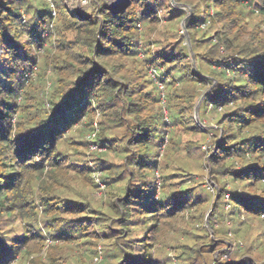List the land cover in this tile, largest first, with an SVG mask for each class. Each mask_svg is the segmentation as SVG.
Masks as SVG:
<instances>
[{"label": "trees", "instance_id": "16d2710c", "mask_svg": "<svg viewBox=\"0 0 264 264\" xmlns=\"http://www.w3.org/2000/svg\"><path fill=\"white\" fill-rule=\"evenodd\" d=\"M64 1L0 0V264H264V0Z\"/></svg>", "mask_w": 264, "mask_h": 264}, {"label": "rangeland", "instance_id": "374dc122", "mask_svg": "<svg viewBox=\"0 0 264 264\" xmlns=\"http://www.w3.org/2000/svg\"><path fill=\"white\" fill-rule=\"evenodd\" d=\"M48 1V0H47ZM82 1H85V3H81ZM49 2H50V7H51V4L53 5V0H49ZM65 2V4L67 5V7L70 9V11L72 12V14H78V15H80V16H91V15H98L97 14V10H98V7L101 5V4H107V5H111V6H115V5H117L119 2H121V0H65L64 1ZM52 8V7H51ZM53 10H54V5H53ZM35 72H36V70H35ZM35 72L33 73V75H32V81H36V75H35ZM48 84H49V82H48ZM47 84V85H48ZM46 88L48 89V87L46 86ZM197 105V104H196ZM196 107V106H195ZM194 107V108H195ZM68 137H72V135H69ZM187 138H189V137H187ZM187 138H185L184 140H186ZM77 140H79V139H77ZM92 146H94V145H88L87 146V150H86V156H88L87 158H86V160H87V165H88V167L89 168H91V169H93L94 168V163H93V161H92V159H91V156H90V153L91 152H93V150H95ZM96 175V174H95ZM96 177V176H95ZM208 180H210V175H209V178H208ZM98 181V179H96V182ZM100 186V188L98 189V191L96 190L95 192H94V195L93 196H95V198H97L98 200L99 199H102V200H104V192H103V186L102 185H99ZM210 214H211V210H208L207 211V213H206V215H205V222L206 221H208V219H209V216H210ZM207 219V220H206ZM46 243L47 244H49V241H46ZM46 244V245H47ZM45 245V246H46ZM45 252H46V247H44V250H43V252L42 253H39L38 254V258H41V259H45ZM222 253H223V251H222ZM221 253V251H219V252H217V253H215V257L216 258H218V256H219V254L221 255L222 254ZM220 259H222V260H225V259H227V257L226 256H222V258L220 257ZM15 264H20V263H15ZM94 264V263H93Z\"/></svg>", "mask_w": 264, "mask_h": 264}, {"label": "water", "instance_id": "95a60500", "mask_svg": "<svg viewBox=\"0 0 264 264\" xmlns=\"http://www.w3.org/2000/svg\"><path fill=\"white\" fill-rule=\"evenodd\" d=\"M129 5H130V0H121V2H119L117 5H115V6H111L110 5V6H111V8L114 10V12L116 14H122L123 12L126 11V9L129 7ZM73 16H75L76 18H82L83 17V16H80L78 14H73ZM181 24L183 26L184 25V21H182ZM206 93L203 96H201V98L199 99L196 107L194 108V118H195V120H196L198 125H200V121L198 119V109H199L200 103L202 102V100H203L204 96L206 95ZM206 222H208V221H206Z\"/></svg>", "mask_w": 264, "mask_h": 264}, {"label": "built area", "instance_id": "2783aa9c", "mask_svg": "<svg viewBox=\"0 0 264 264\" xmlns=\"http://www.w3.org/2000/svg\"><path fill=\"white\" fill-rule=\"evenodd\" d=\"M81 3L83 4V3H85V1H82ZM51 7L53 8V5L52 4H51ZM31 77H32V74L31 73L26 76V83L28 82V79L31 78ZM92 147L94 149L96 148L95 146H92Z\"/></svg>", "mask_w": 264, "mask_h": 264}]
</instances>
